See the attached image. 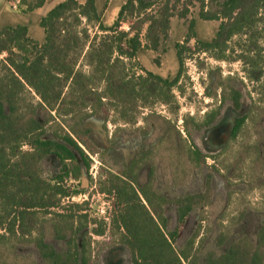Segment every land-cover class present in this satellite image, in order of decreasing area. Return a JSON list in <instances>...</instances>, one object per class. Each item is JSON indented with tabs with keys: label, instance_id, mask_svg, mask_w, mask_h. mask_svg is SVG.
<instances>
[{
	"label": "trees",
	"instance_id": "16d2710c",
	"mask_svg": "<svg viewBox=\"0 0 264 264\" xmlns=\"http://www.w3.org/2000/svg\"><path fill=\"white\" fill-rule=\"evenodd\" d=\"M109 1L103 0V9ZM46 2L22 0L25 12ZM192 7L198 19L218 21L209 39L198 38ZM175 16L187 22V31L174 43L176 73L164 77L145 69L138 54L167 50ZM39 26L41 42L24 24L0 27V264H93L94 245L101 243L94 236L105 234L128 249L132 264H264V198L254 233L240 229L242 210L217 218L210 242L208 216L200 214L176 248L191 213L204 212L213 201L212 174H202L197 190L169 196L157 170L170 163L179 172L172 183L180 184L178 178L202 172L210 157L228 184L264 188V0H125L111 24L104 23L96 0H62ZM196 54L237 61L243 76L204 68L205 95L214 107L199 119L183 115V134L175 126L174 90L182 91L185 60ZM153 61L160 64L159 57ZM247 84L255 95L248 92L247 111L234 118L220 152L207 156L191 143L188 123L196 132L211 127L224 101L239 111ZM94 116L113 126L112 139L140 132L155 140L116 165L85 126ZM92 155L100 161L95 178L89 173ZM50 157L58 162L55 172L43 168ZM83 178L110 201L107 220L91 217L87 201L72 200L87 192ZM170 204L176 211L172 229L165 215ZM23 248L32 250L24 254Z\"/></svg>",
	"mask_w": 264,
	"mask_h": 264
},
{
	"label": "rangeland",
	"instance_id": "374dc122",
	"mask_svg": "<svg viewBox=\"0 0 264 264\" xmlns=\"http://www.w3.org/2000/svg\"><path fill=\"white\" fill-rule=\"evenodd\" d=\"M47 1L48 4L45 5V8L35 10V13L32 14V17H30L29 20H36L38 14L44 12L46 7L52 4L54 0ZM118 1L119 0L109 1L106 8L103 9V0H97L96 5L98 9L103 11L104 23L110 24V21L114 20L117 13V7L115 5ZM2 7L3 10L0 12V17L5 16L11 22L18 20L17 16H14L15 14L24 15L23 10L25 7H19V9L15 10L11 9L6 4H2ZM190 11L189 17L196 19L198 38L209 39L214 34L218 21H203L198 19L197 7H192ZM171 20L169 38L166 42L167 50L164 53L153 51L148 53L144 52L139 57V62L144 68H152L164 77L173 76L176 73L178 65L175 56L174 43L181 42L187 31V22L185 20L179 19L176 16ZM155 57H159V65L154 63L153 59ZM196 57H199V60L203 61V68L199 67V62ZM215 66H219L222 76L235 73L238 76H243L241 64L237 61L231 63L216 61L208 57L206 54H196L193 58L186 59L183 75L180 80L183 89L181 92L178 89L174 90L179 103V112L175 126L181 133L185 132L184 121L182 118L183 115L189 114L199 119L205 112H208L214 107L215 101L205 95L206 78L204 68ZM251 88L250 84L242 87L243 96L241 99V109L239 111L233 110L230 104L224 101L220 109V114L211 127L196 132L193 129V126L188 123L191 132H193L192 139L190 140L191 143L196 145L207 156L215 155L220 152L224 144L227 142L234 118L244 114L248 109L250 103L248 92L250 91L251 95L255 96ZM156 110L162 115L173 118L164 106H157ZM138 124L142 123L139 122ZM85 126L91 130V138L95 145L98 148L107 149L108 154L106 158L116 165H120L123 162L127 163L137 153L141 152L146 146L152 144L155 140L154 136L148 137L140 132H136L137 134L126 132L130 137L125 139L122 137L112 139L111 133L113 131V126L108 123L107 126L104 127L102 119L96 116L88 118L85 121ZM91 157L92 163L89 173L95 178L100 167V161L96 155H92ZM213 164L214 162L212 158L207 157L206 166L202 168V172L192 174V172L189 171V174L177 179H183L180 184L172 183L173 178H175V175H178L179 172L175 167H172L170 163L165 161L159 166V168H157L159 180L164 186H168L169 196H176L184 192L197 190L202 182V174H204V172L212 174L213 201L204 212L198 211L191 213L181 231L180 237L175 243L176 248L180 247L195 230L198 225L200 214L208 216L207 221L204 224L205 231L208 230L207 236L210 242H214L215 236L217 235L219 226L216 219L221 216L225 219L228 217L234 218L240 211L245 210L246 215L240 229L242 228L247 233H254L257 228L261 218L260 211L262 199L264 198V188H262V190H246L247 186L242 181L228 184L220 173L212 168ZM43 168L48 172H55L58 168V162L55 158L50 157L44 162ZM81 188L85 189L87 192L73 197L72 200L79 203L87 201L86 208L91 217L107 220L108 212L110 210V201L107 200L106 196L93 192L92 189L88 187L86 178L82 179ZM165 215L167 217L168 228L172 229L176 225L175 207L171 204L166 206ZM94 238L101 243L94 245L93 264H132L128 249L115 241H110L108 234H105L102 237L94 236ZM31 250V248H23L21 252L25 254Z\"/></svg>",
	"mask_w": 264,
	"mask_h": 264
},
{
	"label": "crops",
	"instance_id": "0c3cea01",
	"mask_svg": "<svg viewBox=\"0 0 264 264\" xmlns=\"http://www.w3.org/2000/svg\"><path fill=\"white\" fill-rule=\"evenodd\" d=\"M21 3H22V0H20ZM25 1H30V0H25ZM53 1V0H52ZM62 0H54L52 2V4H50L48 7H46V9L44 10V12L38 14L36 20H29L30 17H32V14L35 13V10L37 9H40V8H45V5L48 4V1L42 6V7H39V8H36L34 9L33 11L31 12H24V15H17L15 14L14 16H17L18 20L15 21V22H11L9 21V19H7L5 16H1L0 17V27L4 26V25H16V24H24L28 27V33L29 35L35 39L36 41L38 42H41L43 40V37H44V33H43V30L42 28L39 26V20L41 18V16H43L49 9H51L55 4H57L58 2H60ZM79 2L83 3L85 0H78ZM112 0H110L111 2ZM125 0H119L117 3H116V7H117V12L119 10V7L124 3ZM96 3H97V0H96ZM2 4H6L9 6V3H8V0H0V12H2L1 10H3V7H2ZM22 7H25V4L22 3ZM115 7V8H116ZM117 14V13H116ZM7 19V20H6ZM113 21V20H112ZM112 21H110V24L112 23ZM172 21V20H171ZM144 52H151V51H148V50H143L141 51L139 54H138V60H139V57L142 53ZM145 69L149 70V71H152L153 73H156V74H159L158 72L154 71L152 68H148L146 67ZM161 76H163L162 74H159Z\"/></svg>",
	"mask_w": 264,
	"mask_h": 264
},
{
	"label": "built area",
	"instance_id": "2783aa9c",
	"mask_svg": "<svg viewBox=\"0 0 264 264\" xmlns=\"http://www.w3.org/2000/svg\"><path fill=\"white\" fill-rule=\"evenodd\" d=\"M9 7L11 9H19V7H22L21 1L20 0H8Z\"/></svg>",
	"mask_w": 264,
	"mask_h": 264
}]
</instances>
